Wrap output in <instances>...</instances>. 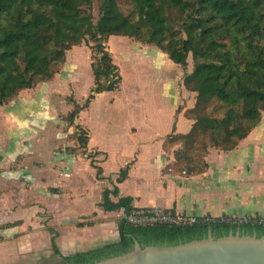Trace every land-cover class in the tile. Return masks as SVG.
Returning <instances> with one entry per match:
<instances>
[{"label":"crops","instance_id":"1","mask_svg":"<svg viewBox=\"0 0 264 264\" xmlns=\"http://www.w3.org/2000/svg\"><path fill=\"white\" fill-rule=\"evenodd\" d=\"M135 44L148 55L142 62L150 65L146 89L154 107L143 99L141 84L125 105H113L114 98L109 103L123 119H107L106 109H96L102 93L69 127L65 118L73 105L64 104L61 96L77 83L81 73L74 68L85 63L77 57L69 62L68 52L52 80L0 106V264H31L33 254L54 257L49 229L58 234L56 245L63 256L118 242L124 210H105V190L117 188L118 196L111 194L110 201L132 198L135 208L159 206L212 218L264 216V113L234 150L209 148L204 171L178 172L175 154L183 144L170 137L191 131L194 122L185 114L194 107L196 93L185 88V70L177 76L178 67L167 54ZM86 69H91L89 60ZM186 97L192 102L181 108ZM161 112L166 114L161 117ZM76 125L89 134L86 153L97 154L100 176L70 138ZM127 167V176L118 183Z\"/></svg>","mask_w":264,"mask_h":264},{"label":"trees","instance_id":"2","mask_svg":"<svg viewBox=\"0 0 264 264\" xmlns=\"http://www.w3.org/2000/svg\"><path fill=\"white\" fill-rule=\"evenodd\" d=\"M98 5L97 15L95 6ZM178 11L179 16H172ZM123 36L155 46L185 70L184 86L196 93L186 117L193 120L186 135L171 136L182 143L175 154L178 172L189 175L207 168L209 148L234 150L261 122L264 113V0H130V11L118 0H0V106L22 91L52 80L66 63L67 52L86 46L91 51L94 86L65 118L69 127L88 109L96 96L120 90L122 76L107 43ZM192 55V71L188 72ZM72 134L84 154L89 134L75 126ZM75 151V149H71ZM97 154H87L96 165ZM121 171L118 183L128 174ZM114 192L105 190L106 211H131L132 198L110 201ZM52 235L55 256L45 264H94L130 251L134 240L142 245H176L205 238L211 231L222 237L230 233L264 235V226H231L221 222L190 227L138 228L119 223V241L101 248L63 256L57 249L58 234Z\"/></svg>","mask_w":264,"mask_h":264},{"label":"rangeland","instance_id":"3","mask_svg":"<svg viewBox=\"0 0 264 264\" xmlns=\"http://www.w3.org/2000/svg\"><path fill=\"white\" fill-rule=\"evenodd\" d=\"M118 4L122 10H126L127 12L130 11V0H118ZM98 11V5L95 6V15H97ZM172 16L178 17V11H173ZM136 41L131 38L123 37V36H111L108 40L107 47L108 50L112 54L113 62L115 65H117L120 69V74L122 76V84L119 91H116L114 93H105L100 96H98L97 103H96V109L98 108L101 112H103L105 109L107 119H117L120 121V119H123V117H120L118 111L116 112L115 107L113 105L118 106V104L121 106L128 103L129 99H132V97H135V92L137 91V86L141 85V88L144 87L142 91L143 93V99L147 102V106H153L155 104H152L151 101V95L149 91L146 89L148 86V72L150 71V65L148 63L142 62L145 61L144 59L148 58V55L144 51H139L140 49L137 44H135ZM136 45V46H135ZM77 57V58H76ZM68 60L71 62L73 58H76L80 60L81 62H84L85 64L82 65L81 68H83L81 71L79 68H74L76 72L81 73L80 76L77 77V83L73 87L72 85L69 87V89L64 90L65 96H61V100L64 101V104H72L71 98H73L76 102L79 104H83L86 95H88L89 90L92 86V73L91 69L88 71L85 70L88 60L91 62V51L86 46V44H82L81 46L73 47L72 50L68 51ZM172 65L175 67H178L176 69L177 76L180 74L183 75L184 70L181 66H178L177 64L170 61ZM82 64V63H81ZM70 65H72L70 63ZM192 55L189 56V65L187 67V71H191L192 69ZM167 70V69H166ZM86 73V74H85ZM140 77L139 79H137ZM62 85L58 86L59 89L62 88ZM134 93V94H133ZM141 93V94H142ZM60 95V94H59ZM58 96H56L57 98ZM66 97V99H65ZM88 97V96H87ZM116 99L113 105L109 106V103L113 101L112 99ZM55 99V97H54ZM57 100H60V97L57 98ZM191 98H185L183 101L185 103L181 106V108L187 107L192 101ZM66 101V102H65ZM74 106V105H73ZM156 106V105H155ZM73 109V108H72ZM166 114L161 112V117ZM74 136L70 135V138L72 140ZM53 256H44L43 253L32 255V262L31 264H45L46 260L48 262H54L57 261L56 259L52 260Z\"/></svg>","mask_w":264,"mask_h":264},{"label":"water","instance_id":"4","mask_svg":"<svg viewBox=\"0 0 264 264\" xmlns=\"http://www.w3.org/2000/svg\"><path fill=\"white\" fill-rule=\"evenodd\" d=\"M94 264H264V235L240 231L216 237L210 231L203 239L176 245H142Z\"/></svg>","mask_w":264,"mask_h":264},{"label":"built area","instance_id":"5","mask_svg":"<svg viewBox=\"0 0 264 264\" xmlns=\"http://www.w3.org/2000/svg\"><path fill=\"white\" fill-rule=\"evenodd\" d=\"M122 219L138 228H152L158 226L190 227L197 224H211L221 222L231 226L259 225L264 226V216H226L219 218L196 217L179 213L159 206L133 208L124 212Z\"/></svg>","mask_w":264,"mask_h":264}]
</instances>
